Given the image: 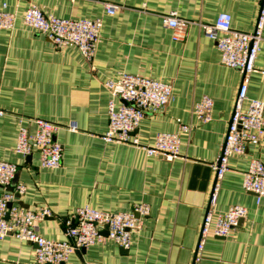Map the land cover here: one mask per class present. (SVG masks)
Masks as SVG:
<instances>
[{"label":"crops","instance_id":"obj_1","mask_svg":"<svg viewBox=\"0 0 264 264\" xmlns=\"http://www.w3.org/2000/svg\"><path fill=\"white\" fill-rule=\"evenodd\" d=\"M261 1L0 0V10L6 2L15 14L13 28H0V159L18 164L11 188L26 185L19 199L24 208H51L53 215L36 223L38 231L49 239H68L65 221L78 207L111 212L129 211L137 203L150 207L130 248L106 238L75 251L65 264H264V199L257 203L255 193L243 185L251 160L264 162V139L231 155L229 170L219 180L214 219L233 204L246 206L247 216L227 237L208 236L195 263L215 181L212 165L242 82L241 71L222 64L217 43L199 23H213L219 13L229 12L233 28L252 32ZM108 2L121 7L109 14ZM32 3L63 18L101 19L93 61L87 62L75 44L58 47L28 27L24 13ZM171 11L193 21L185 40H174L163 22ZM255 64L248 95L264 101V31ZM121 72L173 84L172 101L147 113L133 135L150 145L160 132L178 133V157L168 160L130 143L103 139L112 99L104 82ZM204 95L214 100L209 122L194 113ZM35 118L64 125L56 134L63 145L59 167L41 166L39 150L30 159L15 151L20 126L35 129ZM71 122L77 124L75 130L66 126ZM0 264H38L35 243L0 237Z\"/></svg>","mask_w":264,"mask_h":264},{"label":"built area","instance_id":"obj_2","mask_svg":"<svg viewBox=\"0 0 264 264\" xmlns=\"http://www.w3.org/2000/svg\"><path fill=\"white\" fill-rule=\"evenodd\" d=\"M120 7L117 3H106L109 14H114ZM232 20L231 13L221 12L215 22L199 23L205 35L217 43L222 64L241 71L242 82L225 139L212 165L215 181L201 228L195 263L202 257L208 236L227 237L247 216L246 206L233 204L214 219L213 209L218 197L219 180L229 170L231 155L245 153L249 145H259L264 139V101L248 95L249 76L257 70L255 63L263 40L264 0L261 1L252 32L233 28ZM163 22L172 30L174 40H185L193 23L174 11L164 14ZM24 23L47 35L58 47L75 44L89 63L96 55L103 27V21L99 18H63L46 13L34 3L26 9ZM14 25L15 14L3 2L0 28L10 29ZM104 84L112 94L109 102V125L103 135L104 140L130 143L142 147L148 155H161L168 160L180 155L181 138L178 133L160 132L155 142L150 145H142L133 135L147 113L159 112L172 101V83L121 72L116 79H107ZM115 99H120L121 103L117 104ZM213 107V98L204 95L195 103L194 113L201 121L209 122L213 119ZM33 122L35 129L28 125L20 126L15 151L28 156L39 150L41 166L59 167L63 157V145L57 140L56 134L64 125L43 118H35ZM66 126L73 130L77 128L75 122ZM182 129L189 131L191 126L182 125ZM17 172L18 164L0 159V237L14 235L21 240L35 243L38 264L66 262L75 251L106 238L128 249L132 244L133 233L143 227V219L150 213V207L145 203H137L133 209L119 212L103 211L90 206L78 207L74 217L65 221L68 239H49L38 231L36 223L53 215L52 210L47 206L32 210L20 204L19 199L27 187L24 183H17L10 189ZM243 185L247 191L254 192L257 203H261L264 199V162L260 158L251 160L244 173ZM106 229L107 235L103 233Z\"/></svg>","mask_w":264,"mask_h":264},{"label":"water","instance_id":"obj_3","mask_svg":"<svg viewBox=\"0 0 264 264\" xmlns=\"http://www.w3.org/2000/svg\"><path fill=\"white\" fill-rule=\"evenodd\" d=\"M30 157H31V154L28 156V158L30 159ZM14 180H15V179H14ZM10 189H12V188L10 187ZM137 216H138V214H137ZM103 233H104L105 235H107V234H108V230H107V229L104 230ZM35 245H36V244H35ZM48 264H51V263H48ZM60 264H65V262H61Z\"/></svg>","mask_w":264,"mask_h":264}]
</instances>
